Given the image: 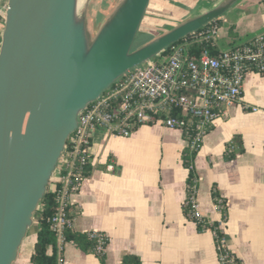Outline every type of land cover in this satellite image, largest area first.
<instances>
[{"label":"crops","instance_id":"obj_1","mask_svg":"<svg viewBox=\"0 0 264 264\" xmlns=\"http://www.w3.org/2000/svg\"><path fill=\"white\" fill-rule=\"evenodd\" d=\"M221 1L152 0L141 27L159 35ZM238 1L256 12L264 3ZM6 7L7 0H0V34ZM259 23L255 32L239 31L231 23L234 35L228 42L236 47L263 33L264 22ZM242 102L257 110L244 109L241 103L229 107L215 120L193 159L196 199L200 214L219 222L222 213L213 200V191H218L226 202L221 230L227 248L241 264H264V72L246 74ZM236 136L243 151L226 160ZM187 144L180 129L159 123L139 125L129 137L103 129L95 132L89 149L91 175L71 200L72 229L108 236L105 264H122L128 254L138 256L142 264H220L213 232L199 231L184 211L190 177L184 165ZM36 241L37 237L22 261L21 246L14 264H30ZM61 258L62 264H101L96 253L84 252L72 242L63 244Z\"/></svg>","mask_w":264,"mask_h":264},{"label":"water","instance_id":"obj_2","mask_svg":"<svg viewBox=\"0 0 264 264\" xmlns=\"http://www.w3.org/2000/svg\"><path fill=\"white\" fill-rule=\"evenodd\" d=\"M150 1L119 0L93 32L78 0H7L0 34V264L16 261L80 113L121 76L238 0H222L133 49Z\"/></svg>","mask_w":264,"mask_h":264},{"label":"built area","instance_id":"obj_3","mask_svg":"<svg viewBox=\"0 0 264 264\" xmlns=\"http://www.w3.org/2000/svg\"><path fill=\"white\" fill-rule=\"evenodd\" d=\"M216 33L217 27L209 26L191 34L192 42L215 40ZM190 42L186 39L168 54L160 53L131 69L80 113L48 186L49 191L56 192L57 211L51 219V229L57 235L59 251L64 244V229L70 224L68 208L72 206V196L87 178L84 169L98 129L121 137H129L135 127L143 124L159 123L182 132L189 130L187 148L193 152L200 150L215 120L226 114L229 107L241 103L244 109L257 110L242 102V92L245 76L253 67L264 71V32L214 55L189 54ZM196 183L195 178L184 206L219 241L216 246L220 264H235L236 256L227 248L225 236H218L224 221L213 227L214 222L198 211ZM223 201L222 197L216 200L219 212L224 208ZM87 234L95 241L96 251L105 253L108 236L101 231ZM58 264H62L61 256Z\"/></svg>","mask_w":264,"mask_h":264},{"label":"trees","instance_id":"obj_4","mask_svg":"<svg viewBox=\"0 0 264 264\" xmlns=\"http://www.w3.org/2000/svg\"><path fill=\"white\" fill-rule=\"evenodd\" d=\"M152 3V0L149 3L148 9L146 11V14L144 16L142 24L145 22V18L148 14V11L150 9V5ZM221 23V19L218 18L214 21H212L210 24L206 25L205 27L198 30L200 32L203 29H207L209 25H218ZM217 27V26H216ZM234 27L232 26L230 28V36L234 35L233 32ZM189 40V44L187 46V51L189 54L194 55H200L204 52H208L209 54H216L220 49H228L230 47H233L235 42L228 43L227 45H223V47L218 48L216 46V42L213 39L210 40H200L192 42V35L187 36L186 38L180 40L179 42L175 43L174 45L169 46L167 49H165L162 54H168L172 47L175 45L183 44L185 40ZM256 72H264L257 70L256 68H252ZM183 135L187 141L190 138L191 132L189 130H185L183 132ZM243 147H242V140L240 137H234L232 140V144L229 145L225 158L226 160H231L236 157L238 153H242ZM198 151L191 152L187 147L184 150V165L190 169V177L188 180V194L190 192V188L193 185V180L196 178L194 168H193V159ZM92 172V166L90 159L85 165L84 169V176L89 177ZM221 197L218 193V191H213V200L216 204V200ZM224 202V208L222 210V220L225 222L226 219V202ZM57 211V201H56V192L49 191V188H47L46 193L44 194L42 200L40 201V204L38 206V209L36 210L34 214V224L30 228H34L37 231V241L34 244L33 252L30 257V264H58L59 263V257L61 256V251H59V245L57 240V235L55 232L51 229V219L56 214ZM184 211L187 216L191 220H193L198 227L199 231H205L202 224L196 219L195 217L190 215V208L185 206ZM68 218L70 221V224L66 226L64 229V243L65 242H72L74 243L80 250L84 252H93L96 253L99 257L101 264H105V253H99L96 251V243L94 240L89 238L87 233L77 232L72 229V220L74 217V214L72 213V206L68 208ZM218 226L217 222L213 223V227ZM29 229V230H30ZM219 238H222L224 236L223 232H218ZM216 245L218 244V240L215 239ZM122 264H142L141 259L138 256L135 255H126L123 259ZM235 264H241V262L238 260V258H235Z\"/></svg>","mask_w":264,"mask_h":264},{"label":"rangeland","instance_id":"obj_5","mask_svg":"<svg viewBox=\"0 0 264 264\" xmlns=\"http://www.w3.org/2000/svg\"><path fill=\"white\" fill-rule=\"evenodd\" d=\"M117 0H89V2L79 9L80 13L86 11L87 19L89 26L93 32H97L103 23L106 16L109 14L111 9L114 7ZM237 1L229 10H227L220 18H222L221 23L217 26V33L215 37L216 46L218 48L223 47V45H227L230 40V25L231 23H236L237 30H249L252 32L257 31L259 28V22H264V3L258 7L259 11H251L250 8H242ZM258 16V17H257ZM262 20V21H261ZM181 23V22H180ZM214 26V25H209ZM175 26L168 27L165 29L166 31L172 29ZM149 29V27L144 25L139 30L133 49L140 47L141 45L149 42L154 37H156V33L150 31H145L144 29ZM164 30V31H165ZM205 30V29H203ZM201 30V31H203ZM234 30V29H233ZM164 31H160L161 33ZM165 31V32H166ZM37 237V231L34 228L30 229L23 240V245L21 249V257L20 261L23 260L24 256L27 254L28 246L32 244Z\"/></svg>","mask_w":264,"mask_h":264},{"label":"bare ground","instance_id":"obj_6","mask_svg":"<svg viewBox=\"0 0 264 264\" xmlns=\"http://www.w3.org/2000/svg\"><path fill=\"white\" fill-rule=\"evenodd\" d=\"M88 0H78V8L81 9L87 4Z\"/></svg>","mask_w":264,"mask_h":264}]
</instances>
